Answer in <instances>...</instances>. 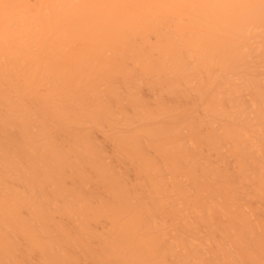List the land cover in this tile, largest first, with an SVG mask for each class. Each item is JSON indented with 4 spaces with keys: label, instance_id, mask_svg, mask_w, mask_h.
<instances>
[{
    "label": "bare ground",
    "instance_id": "bare-ground-1",
    "mask_svg": "<svg viewBox=\"0 0 264 264\" xmlns=\"http://www.w3.org/2000/svg\"><path fill=\"white\" fill-rule=\"evenodd\" d=\"M0 264H264V0H0Z\"/></svg>",
    "mask_w": 264,
    "mask_h": 264
}]
</instances>
